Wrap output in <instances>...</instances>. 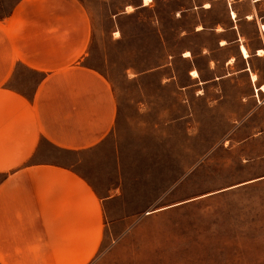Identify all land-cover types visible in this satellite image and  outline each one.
Here are the masks:
<instances>
[{"label": "crops", "instance_id": "0c3cea01", "mask_svg": "<svg viewBox=\"0 0 264 264\" xmlns=\"http://www.w3.org/2000/svg\"><path fill=\"white\" fill-rule=\"evenodd\" d=\"M219 4L218 17L209 18ZM144 8L154 9V0H139L131 12ZM179 13L193 17L179 34L193 37L180 56L191 62L186 74L196 70L198 77L168 88L173 107L191 94L208 108L207 88L216 81L221 109L229 94L222 83L230 81L234 109L224 118L252 122L259 112L264 119V0H185ZM94 31L81 0H18L0 15V264H92L112 207L123 203L127 173L112 144L123 104L89 63ZM132 104L137 132L162 125L165 114L151 100L140 96ZM177 120L170 107L165 124Z\"/></svg>", "mask_w": 264, "mask_h": 264}, {"label": "rangeland", "instance_id": "374dc122", "mask_svg": "<svg viewBox=\"0 0 264 264\" xmlns=\"http://www.w3.org/2000/svg\"><path fill=\"white\" fill-rule=\"evenodd\" d=\"M17 1L0 0V15ZM81 1L95 28L89 63L108 78L123 104L112 144L120 148L127 173L123 203L112 207L113 221L92 264H264L262 115L252 122L224 118V111L233 115L234 109L230 81L222 83L229 94L221 109L216 81L207 88L208 108L191 94H183L176 107L171 101V85L185 88L189 75L198 77L196 70L186 74L191 62L180 56L193 38L179 36L193 23L191 14L179 13L185 0H154V9L134 12L139 0ZM222 8L208 17L217 18ZM156 17L167 50L160 45ZM153 70L174 78L170 82ZM140 87L152 109L165 114L162 125L147 126L145 134L139 127L137 132L133 115V101L143 97ZM170 107L178 120L165 124Z\"/></svg>", "mask_w": 264, "mask_h": 264}, {"label": "bare ground", "instance_id": "6f19581e", "mask_svg": "<svg viewBox=\"0 0 264 264\" xmlns=\"http://www.w3.org/2000/svg\"><path fill=\"white\" fill-rule=\"evenodd\" d=\"M208 5H206V7H207ZM233 15H234V13H233ZM263 27V29H264V25L262 26ZM241 52L243 53V55L244 56H247V51H246V49L243 47V46H241ZM262 51L260 50L259 51V53H261ZM251 78L253 79V80H255V78H256V76L254 75V74H252L251 75Z\"/></svg>", "mask_w": 264, "mask_h": 264}]
</instances>
